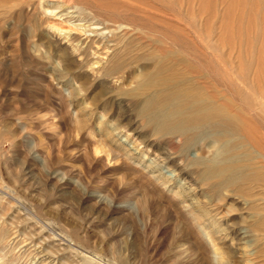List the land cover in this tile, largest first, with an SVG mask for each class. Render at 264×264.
Segmentation results:
<instances>
[{"label":"rangeland","instance_id":"1","mask_svg":"<svg viewBox=\"0 0 264 264\" xmlns=\"http://www.w3.org/2000/svg\"><path fill=\"white\" fill-rule=\"evenodd\" d=\"M231 4L0 0V264H264L263 153L240 139L254 177L211 175L234 138L175 130L141 88L231 75L235 16L263 12Z\"/></svg>","mask_w":264,"mask_h":264},{"label":"bare ground","instance_id":"2","mask_svg":"<svg viewBox=\"0 0 264 264\" xmlns=\"http://www.w3.org/2000/svg\"><path fill=\"white\" fill-rule=\"evenodd\" d=\"M231 1H233L231 5L238 9L239 5H241L243 7L249 6L252 8L250 10H253L255 6H259V8L262 6L259 11L263 10L259 22L252 15H249V20L245 23V13H241V11L240 14L235 16L238 42H235V39H231L229 44L231 51H234V49L240 50L237 55L238 62H231L232 72L229 71L231 75L212 80L207 79L208 81L204 86H188V78L164 76L165 69H162L159 65L157 70L146 72L148 79L141 83V88H147L148 86L157 87L154 93L163 97V101H152L150 108H164L169 111L171 109L173 113H180V117L175 119V121L171 118V114L166 118V120L172 121L171 124L175 125L172 128L175 130L188 133L193 127L211 125L222 129L224 136L226 133L230 134L235 142L233 147L226 151L230 159L225 163L224 167L209 166V173L221 179H224L229 174H235L237 177L242 176L243 180L250 181L254 176L247 173L246 170L243 171V168L239 166L240 161L243 160L237 158L235 151L239 147L238 140L242 139L258 148L264 155V131L257 128V125L264 124V41L263 47L253 45L259 39L258 31L254 32L256 34L253 37L245 35V33H249L252 27L259 25L264 39V0ZM251 61H254V63L250 64ZM254 64H256L257 69L255 76L252 78L248 74V69ZM118 69V67L114 68V70ZM220 87H224L230 95L229 98L223 99L222 102L219 101L221 97ZM246 87L250 88L253 94L249 93ZM254 94L256 98H254Z\"/></svg>","mask_w":264,"mask_h":264}]
</instances>
